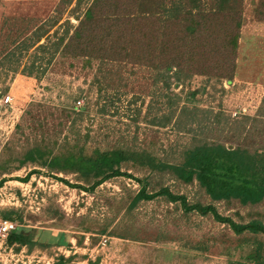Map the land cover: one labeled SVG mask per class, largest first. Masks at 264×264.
<instances>
[{
    "label": "rangeland",
    "instance_id": "374dc122",
    "mask_svg": "<svg viewBox=\"0 0 264 264\" xmlns=\"http://www.w3.org/2000/svg\"><path fill=\"white\" fill-rule=\"evenodd\" d=\"M59 1L0 0V59L3 60L1 48L8 36L9 23L11 26L21 23L35 26L55 14ZM257 1L244 0V20L233 77L226 81L227 78L199 74L187 79L185 84L175 86V82L170 81L172 91L181 96L178 105L166 102L163 94L168 90L159 81L151 82L154 72L148 66L109 60L101 63L98 59H93L89 66H82L79 58L58 56L56 61L54 59L47 65L45 52L35 49L36 45L20 57L12 56L8 62L4 60L0 64V90L8 88L0 95V164L9 156L14 158L7 163L6 169L0 168V178L4 179L0 182V212L18 210L23 224L35 228L37 235L46 231L50 239H64L69 244H35L30 251L21 247L24 249L21 254L13 249L16 253L13 259L1 250L0 264H53L59 255H72L69 264H89L96 259L97 264H231L227 260L229 257L220 250L225 244L237 240L243 243L233 251L232 260L247 253L250 245L244 240L253 234H236L210 213H186L176 205L178 203L169 202L161 195L151 200H139L130 207L131 199L139 189V181L146 183L147 190L166 186L173 193L186 195L189 201L202 198L203 203L210 202L202 190L197 192L195 182L184 184L171 171H157L141 158L123 160L119 165L121 171L133 177L114 176L94 187H89L93 179L86 180L74 171L55 172L43 166L33 167L30 163L17 169L16 165L29 147L42 141L53 148V154L70 153L63 152L68 145L80 147L84 144L85 153H92L94 147L108 150L120 146L135 148L145 154L148 152L169 163L181 161L183 149L197 142L200 134L206 135L203 140L207 142L215 139L217 143L232 146L241 143L237 135L239 122L244 117L255 115L264 123V21L257 19ZM84 4L86 2L81 7ZM72 5L66 7L63 18L68 17V8ZM70 19L75 22L72 17ZM33 58L37 59L32 74L26 75L23 69L29 68ZM38 62L40 68H46L45 73L37 69ZM79 89L82 95L76 104L83 108L82 113L64 117L62 105L72 104ZM194 89L198 91L193 106L198 107L195 111L200 116L187 124L190 118L187 113L179 118L183 119V124L178 127L175 124L178 107L183 104L185 92ZM5 94L12 97L10 104L3 103ZM188 105L192 107L190 102ZM242 108H245L244 113ZM218 113L220 122L215 120ZM170 114L171 120L165 121V116ZM74 116L73 126L70 120ZM233 121L236 123H228ZM262 122H258V128H255L264 127ZM58 123H62L63 128L59 135H54L60 129ZM250 125V120L244 122L245 130H250ZM230 131L237 135L229 142L225 137ZM255 146L256 143L250 146L251 151ZM32 168L37 172L23 180ZM213 204L219 214L236 222L241 220L235 212L239 211L245 217L249 208L237 204L227 207L222 201ZM254 208L264 210V203L254 205ZM248 220L246 217L245 221ZM117 225L134 232L139 240L123 239L110 233ZM103 227L106 232L100 233ZM59 233L64 235L58 236ZM102 238L105 245L99 243ZM203 238L209 239L208 251L190 262L180 255L178 260L155 263L150 253L153 246L168 255L169 249L185 252L191 240ZM258 239L264 242V234L258 233ZM189 251L199 252L198 249ZM240 264L247 263L242 261Z\"/></svg>",
    "mask_w": 264,
    "mask_h": 264
},
{
    "label": "trees",
    "instance_id": "16d2710c",
    "mask_svg": "<svg viewBox=\"0 0 264 264\" xmlns=\"http://www.w3.org/2000/svg\"><path fill=\"white\" fill-rule=\"evenodd\" d=\"M84 2L86 5L81 7ZM72 3L73 5L68 8V17L63 18L66 7ZM58 4L54 15L35 26L24 23L17 26H11V23L7 25L8 36L5 44H2L3 60L0 59V64L4 60L8 62L12 56L20 57L23 52L36 45L35 49L45 52L44 59L47 65L58 56L79 58L82 66H89L93 59H98L101 63L109 60L138 67L148 66L154 72L151 82L159 81L170 91L163 94L169 105H178L179 101L181 102V96L170 88V81L175 82L174 86L181 85L199 74L209 78H227L226 81H229L234 75L235 57L244 20L242 15L244 0H74V2L60 0ZM255 12L257 19L264 21V0L257 1ZM71 17L75 22L71 21ZM36 59H32L29 68L23 69L26 75L32 74ZM40 65L38 62L37 69L45 73L46 68H40ZM7 89L0 90V95L6 93ZM197 91L194 89L185 92L183 104L178 107L179 114L175 118L178 127L183 124V119L179 118L187 113L190 117L187 124L200 116L195 111L198 107L193 106L196 103ZM81 93L79 89L78 94L72 98V104L62 105L64 117L82 113L83 108H78L76 104ZM189 102L192 104L190 108ZM171 114L165 116L164 120L170 121ZM215 120L220 122L219 113L216 114ZM227 120L226 118L225 122ZM247 120L251 121L250 130H245L244 122ZM262 121L255 115L247 116L239 122L238 135L234 133L235 131L226 133L225 139L229 142L235 139L236 135L241 139V143L235 146L217 143L215 139L207 142L208 140H203L206 135L200 134L197 142L183 149L182 160L176 163L162 161L148 152L145 154L142 153L144 151L135 148L120 146L108 150L94 147L92 153H85L84 144L80 147L68 145L63 152L70 153L53 154V148L42 141L29 147L22 158L18 159L16 167L18 169L30 163L33 167L43 166L55 172L74 171L86 180L93 179L89 187H94L95 184L114 176L133 177L132 174L121 171L119 165L123 160L141 158L157 171H171L173 176L184 184L195 182L197 192L203 191V196L210 202L203 203L202 198L201 201H189L186 195L173 193L166 186H159L157 190L151 187L147 190L146 183L139 181V189L132 197L130 207L139 200H151L161 195L169 202L178 203L176 205L181 206L186 213L191 211L204 215L210 213L215 220L224 222L236 234L243 232L253 234L244 240L250 245L247 253L239 255L236 260H232L235 253L233 251L240 248L243 241L237 240L224 245L220 252L230 258L227 259L229 263L240 264L244 261L247 264H264V242L258 239V233L264 234V210L254 208V205L264 203V127L255 128ZM74 123L75 116L70 120L71 125L74 126ZM58 124L60 129L55 131L54 135H59L63 128L62 123ZM74 133L78 134V131ZM84 136L87 137V134ZM65 142L68 141L65 139ZM253 143H256V146L251 151L250 146ZM12 160L14 158L9 156L0 164V168L6 169L5 166ZM34 172H37V169H30L22 179L26 180ZM2 180L4 179L0 178V182ZM216 201H222L227 207L237 204L249 208L245 217L239 214V211L235 212L236 217L241 220L236 222L231 217L217 212L213 204ZM0 215L1 218L18 224L5 238V245L12 246L15 251H19L21 247L30 251L35 244L69 245L64 239H50L46 236L48 235L46 231H41L37 235L35 228L23 224L22 214L18 210H2ZM246 217L250 220L245 221ZM105 232L106 228L103 227L100 233ZM110 233L123 239L139 240L135 233L129 232L125 226L119 228L117 225ZM60 235L64 234L59 233L58 236ZM208 240L207 238L191 240L185 252L169 249L168 255L167 252L154 249L153 246L150 253L155 263L159 260H178L177 257L180 255L190 262L208 251ZM194 249H198L199 252L189 251ZM72 258V255L67 257L59 255L57 262L53 264H66ZM97 261L98 259L94 262L89 261V264H97Z\"/></svg>",
    "mask_w": 264,
    "mask_h": 264
},
{
    "label": "built area",
    "instance_id": "2783aa9c",
    "mask_svg": "<svg viewBox=\"0 0 264 264\" xmlns=\"http://www.w3.org/2000/svg\"><path fill=\"white\" fill-rule=\"evenodd\" d=\"M12 102V97L9 94H5L4 98H3V103L4 104H10ZM79 102V101H78ZM242 111L244 113L245 108H242ZM236 112H234L235 114ZM18 226V224L12 220H8V219H3L0 218V252L5 251L7 254H9L11 256V258L13 259L14 255H16V253H23L24 249L21 248L20 251L18 252H14L12 246H6L5 245V238H6V234H8L11 230H14L16 227ZM100 244L105 245V239L102 238L99 241ZM60 249L61 252V248H57ZM23 251V252H22ZM59 251V250H58ZM62 253V252H61ZM2 255H0L1 257ZM69 264V263H67Z\"/></svg>",
    "mask_w": 264,
    "mask_h": 264
},
{
    "label": "crops",
    "instance_id": "0c3cea01",
    "mask_svg": "<svg viewBox=\"0 0 264 264\" xmlns=\"http://www.w3.org/2000/svg\"><path fill=\"white\" fill-rule=\"evenodd\" d=\"M63 246V245H62Z\"/></svg>",
    "mask_w": 264,
    "mask_h": 264
}]
</instances>
